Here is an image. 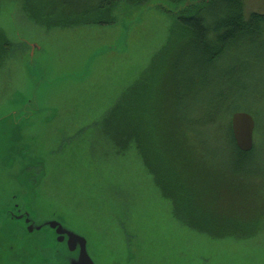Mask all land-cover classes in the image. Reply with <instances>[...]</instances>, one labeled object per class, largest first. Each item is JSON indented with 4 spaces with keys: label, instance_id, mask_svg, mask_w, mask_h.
I'll use <instances>...</instances> for the list:
<instances>
[{
    "label": "rangeland",
    "instance_id": "1",
    "mask_svg": "<svg viewBox=\"0 0 264 264\" xmlns=\"http://www.w3.org/2000/svg\"><path fill=\"white\" fill-rule=\"evenodd\" d=\"M22 2L0 0V209L19 204L37 223L56 219L88 238L97 264H264V233L240 244L196 233L174 218L136 149L121 156L91 149L96 124L151 68L174 23L175 13L167 11L181 5L123 1L113 25L49 29L30 19ZM245 6L246 14H264V0H245ZM255 77L256 90L264 92V71ZM179 86L185 127L203 135H190L189 145L205 151L204 135L215 137L217 127L190 125L188 119L199 116L188 106L192 96L207 102L225 85L200 65ZM257 105L258 114L247 113L262 125L264 102ZM58 122L72 140L58 135ZM171 124L166 128L173 139L180 130ZM224 134L207 141L220 160L214 168L224 167L212 172L221 175L207 172L210 183L231 193L247 190L243 182L264 187V138L254 162L243 164L246 172H227L240 162ZM254 136L256 146L257 127ZM46 230L30 234L22 221L1 227L0 264H50L48 252L52 259L58 243L55 231Z\"/></svg>",
    "mask_w": 264,
    "mask_h": 264
},
{
    "label": "trees",
    "instance_id": "2",
    "mask_svg": "<svg viewBox=\"0 0 264 264\" xmlns=\"http://www.w3.org/2000/svg\"><path fill=\"white\" fill-rule=\"evenodd\" d=\"M123 1L142 5L150 0H23L21 7L39 25L69 29L115 24ZM169 1L178 2L181 8L167 11L175 15L164 44L153 56L151 68L130 86L104 122L99 127L96 124L91 149L102 146L106 155L115 156L136 149L163 198L172 204L177 221L214 241L248 242L264 233V187L243 182L247 187L243 192L218 191L207 172H223L224 167L214 168L220 160L208 142L225 131L240 162L226 167L227 172H246L243 164L253 163L262 152L264 122L256 124L258 142L248 153L237 147L231 122L237 112L258 114L257 104L264 102V92L255 88V73L264 71V14H246L245 0ZM200 65L225 85L223 92L207 102L209 97L192 96L188 106L190 114L199 116L190 117V125L217 127L215 137L204 135L208 141L205 151L189 145L190 135H203L186 128L179 86V79L188 80ZM223 108L226 114L221 116ZM163 119L169 124L162 125ZM172 119L176 133L180 130L173 139L166 128ZM56 130L63 140H72L66 130ZM111 195L109 191L107 196Z\"/></svg>",
    "mask_w": 264,
    "mask_h": 264
},
{
    "label": "water",
    "instance_id": "3",
    "mask_svg": "<svg viewBox=\"0 0 264 264\" xmlns=\"http://www.w3.org/2000/svg\"><path fill=\"white\" fill-rule=\"evenodd\" d=\"M124 6H126L125 3ZM119 10H117V12ZM34 51L35 47L33 48V52ZM60 123L61 122H58L56 129L67 130L66 127ZM231 125L237 147L242 152H251L255 148L254 134L256 129V121L254 117L247 112H237L232 117ZM25 212L29 213V211H27L23 206V210L21 209L20 213ZM24 216L25 215H21L20 218H23ZM19 221L21 220H18V222ZM27 223L24 225L26 227V232H29L30 234H35L36 232H45L46 234H49V231H47L46 228H50L51 230L55 231V243L56 245L58 243L56 252L53 254L52 259H50L49 250L46 262H50V264H56L55 260L57 259L59 264H97L94 257L89 252L88 238L84 235L69 228L56 219H50L46 223H37L34 218H31L30 215H28ZM35 239L37 240V238ZM43 249L44 248L36 249L34 247V251H42ZM47 249H51V247ZM38 255H40V253Z\"/></svg>",
    "mask_w": 264,
    "mask_h": 264
},
{
    "label": "flooded vegetation",
    "instance_id": "4",
    "mask_svg": "<svg viewBox=\"0 0 264 264\" xmlns=\"http://www.w3.org/2000/svg\"><path fill=\"white\" fill-rule=\"evenodd\" d=\"M19 204H16L15 207L16 209H12V206L10 205V208H4L0 209V228L2 227V229L7 230L9 227V223L11 225H15L18 220H21L23 222V224L27 223V216L30 215L31 218H34L31 213H20L21 209L18 207ZM25 215L23 218H20V216ZM28 224V223H27ZM2 238H0L1 240ZM10 248L12 249V246H10ZM47 251V249H46ZM12 264V263H10Z\"/></svg>",
    "mask_w": 264,
    "mask_h": 264
}]
</instances>
